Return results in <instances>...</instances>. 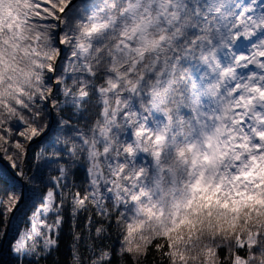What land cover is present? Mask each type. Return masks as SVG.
<instances>
[{
	"label": "snow or ice",
	"instance_id": "snow-or-ice-1",
	"mask_svg": "<svg viewBox=\"0 0 264 264\" xmlns=\"http://www.w3.org/2000/svg\"><path fill=\"white\" fill-rule=\"evenodd\" d=\"M138 2L148 0H0V251L12 264H264V130L242 88L252 80L264 98V0L168 3L160 26L173 41L169 63L186 70L193 96L232 73L220 91L221 103L233 102V127L219 162L209 171L198 153L175 178L156 175L157 153L111 155L102 135L115 115L134 146V134L165 120L141 107L151 99L143 74L105 99L119 86L89 62L94 34L146 20L143 9L125 11ZM110 99L127 103L114 114ZM203 103L205 124L218 119L220 108ZM256 111L264 120V107Z\"/></svg>",
	"mask_w": 264,
	"mask_h": 264
},
{
	"label": "clouds",
	"instance_id": "clouds-1",
	"mask_svg": "<svg viewBox=\"0 0 264 264\" xmlns=\"http://www.w3.org/2000/svg\"><path fill=\"white\" fill-rule=\"evenodd\" d=\"M169 2L170 0H163V2L148 0L144 4L139 2L131 6L126 4L125 11L130 14L139 13L143 16L144 13L140 11L143 9L144 12L149 13V16L146 20H141L135 27L129 25L127 28H118L115 32L94 34L91 37L92 50L88 55L93 68L103 74L105 80H110L112 84L119 86L112 88L110 85L105 92V99H109L108 91L115 93V99H118L120 93L125 89L140 85V75L143 74L147 81L146 90L151 99L148 101V105L142 103L141 107L145 110H155L165 117L164 121L158 122L154 131L150 133L142 131L139 135L134 134L135 144L133 146L125 145L121 139V136L126 132V126L123 121L117 122L113 115L101 126L103 138L108 140L107 147L110 152L112 148L117 151L123 148L131 149L132 156L139 155L141 151L149 156L157 153L154 157L156 175L161 176L162 170H168V175L175 178L183 174L185 158L190 162L193 156L198 153L209 157L208 161L199 160L198 162L209 171L214 170V166L219 162V153L223 150L222 145L228 142V137L231 135L228 129L233 125L229 108L233 102L229 100L221 103L224 98L220 97V91L226 84V76H232V73L229 72L226 76H221L218 82L214 81L211 85H205L204 89L193 96V88L188 85V80L185 78L186 70H182L175 62L169 63L171 52L168 51V48L173 41L170 36L165 35L160 26L161 17L167 12ZM121 32L129 41H134V46H123ZM156 33L165 35V40L161 41L155 35ZM95 41H100V43L97 44ZM85 46H89L88 41H85ZM205 55L215 62L212 52ZM201 62L208 63L209 61L202 57ZM157 66H159L158 71ZM128 69H133L135 74L129 76ZM153 72H155V78L148 79V74ZM173 72L177 75L173 76ZM129 80H131V85ZM186 85L187 87H185ZM255 86L252 80L242 85L246 97L249 93L255 97L252 101H246L245 106L248 111L253 113L257 129L264 130V120L260 119L262 113L256 111L257 106L264 107V98L259 93L253 92ZM204 99H210L214 105L220 108L219 118L210 120L207 124L202 119L206 113L200 111L204 106ZM125 103L127 102L122 101L120 108H116L114 99H110L109 106L115 114L122 110ZM149 105L152 107L149 108ZM184 107L193 110L191 117L183 116L180 110ZM212 115L216 116V113L213 112ZM135 119V115L131 116L130 124H134ZM192 121H196V123L193 124ZM140 127L143 128V125ZM112 128H116L118 131L114 132ZM154 137H159V140L156 141ZM189 143L192 145L191 151L188 149ZM111 155L115 156L116 152H111ZM120 155H123V152H120ZM147 174L148 170L145 169V175Z\"/></svg>",
	"mask_w": 264,
	"mask_h": 264
},
{
	"label": "trees",
	"instance_id": "trees-1",
	"mask_svg": "<svg viewBox=\"0 0 264 264\" xmlns=\"http://www.w3.org/2000/svg\"><path fill=\"white\" fill-rule=\"evenodd\" d=\"M0 264H12L11 257L8 254L6 247L3 251H0Z\"/></svg>",
	"mask_w": 264,
	"mask_h": 264
}]
</instances>
